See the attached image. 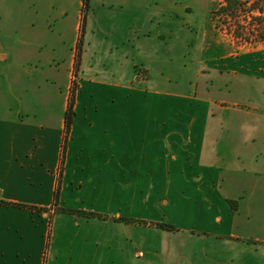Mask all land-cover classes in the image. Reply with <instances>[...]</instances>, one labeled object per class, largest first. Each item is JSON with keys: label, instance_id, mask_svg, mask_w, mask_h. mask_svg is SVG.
<instances>
[{"label": "crops", "instance_id": "crops-1", "mask_svg": "<svg viewBox=\"0 0 264 264\" xmlns=\"http://www.w3.org/2000/svg\"><path fill=\"white\" fill-rule=\"evenodd\" d=\"M67 3L0 0V264H57L50 239L71 223L106 222L115 239L118 224H135L110 205L116 180L127 178L145 180L129 184L137 205L167 218L141 217L146 226L166 230L160 224L171 222L216 253L220 243L219 256L230 249L245 264H264V54L216 66L183 60L191 74L171 77L181 31L174 17L188 5L91 0L75 67L82 0L74 14ZM88 54L99 63L88 64ZM72 80L75 115L57 205L93 216L52 209ZM91 191L98 199L108 193V202L73 207ZM71 259L100 264L94 249L63 264Z\"/></svg>", "mask_w": 264, "mask_h": 264}, {"label": "rangeland", "instance_id": "rangeland-1", "mask_svg": "<svg viewBox=\"0 0 264 264\" xmlns=\"http://www.w3.org/2000/svg\"><path fill=\"white\" fill-rule=\"evenodd\" d=\"M77 1L68 0L67 4L71 14H74V10H76L77 6H74L73 3ZM185 1L182 0L181 7L183 8L185 4L188 7L182 9L181 14L174 17V23H181V31L176 33L174 37L171 64L173 67L171 72L173 74L169 76H181L182 78L191 74L188 68L181 67L183 60H187L188 66L191 65L192 67L194 65L200 66V64L201 66L203 64L205 66H216L218 64H226L229 60L261 58L258 54H264V40L256 43H242L227 30V25L222 19L211 18L210 9L213 6H217L220 2L219 0ZM82 31L83 44L85 26ZM68 52L71 53V50ZM90 53L92 54V52ZM86 60L88 64L99 63L96 58L92 60L89 54ZM134 70L140 75L144 74V71L142 74L139 67ZM131 182L133 185H137L138 183H145V180L117 179L116 190L115 192L111 191L110 205L111 208L117 209L118 218L128 219L129 221L134 220L135 224L132 227H124V225L118 224L116 227L117 237L115 239L108 237L110 227L103 221L98 225L95 223L92 226L82 225L79 227L71 223L69 227L61 230L57 227L55 237L50 239V242H53V245H56L61 252L57 264H63L64 260L68 259L69 256H75L82 250L87 252L91 249L96 250L98 253L100 264H245L238 258L240 256L238 251L231 252L229 249L228 254L222 253L219 256L217 253L221 250L220 243H217L219 250L216 253V245L209 241L205 243L203 239L195 240L187 233L175 232L165 227L166 230L152 227L151 225L146 226L145 219L141 220V217L161 215L165 219L167 218L162 211L158 214L156 211L150 210V208L137 205L139 195L137 192L134 193L129 190ZM98 196V191L85 192L82 193L81 199L77 200L78 202L75 203L76 199L71 198L69 203H72L71 205L75 203L73 207H77L79 204L101 203L104 199L108 202V193L106 195L102 193L99 199ZM164 200L165 198L163 197L162 203H164ZM130 201L134 203L132 210L126 209L130 205ZM52 209L54 211L68 210H64V207L58 205H53ZM73 212L84 213L82 215L86 214V216H90V213H92L86 211L81 213L76 210ZM120 214H125L127 217H123ZM58 218L59 220L71 221L74 219L68 214H60ZM166 223L172 224L171 222ZM130 230H132V234ZM62 236L64 237L63 242ZM86 237H89V239L85 240L87 239ZM71 264H78L77 260L71 259Z\"/></svg>", "mask_w": 264, "mask_h": 264}, {"label": "trees", "instance_id": "trees-1", "mask_svg": "<svg viewBox=\"0 0 264 264\" xmlns=\"http://www.w3.org/2000/svg\"><path fill=\"white\" fill-rule=\"evenodd\" d=\"M91 0H82L81 6V26H80V38L77 44V51L75 53V67H77L80 61L81 45H82V30L85 24L87 12L90 9ZM217 6H213L210 9L211 18L222 19L227 25V30L231 32L233 37L238 39L242 43H256L264 40V0H219ZM228 20V22H227ZM77 83L72 80L70 86L69 97L67 107L64 113V134L62 137L59 165L57 168L56 184L53 193V205H57L61 191L62 174L64 170L65 154L67 144L70 135V129L73 123L75 111V91ZM22 205V204H16ZM23 206V205H22ZM31 208H37L31 206ZM66 210V209H64ZM70 211V210H68ZM94 213H90L93 216ZM161 227H165L168 230L175 229L172 224L161 223Z\"/></svg>", "mask_w": 264, "mask_h": 264}]
</instances>
